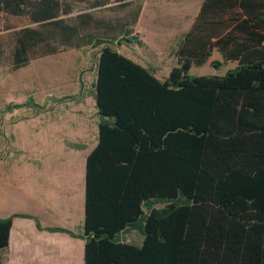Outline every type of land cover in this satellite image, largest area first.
Here are the masks:
<instances>
[{
  "label": "trees",
  "instance_id": "trees-1",
  "mask_svg": "<svg viewBox=\"0 0 264 264\" xmlns=\"http://www.w3.org/2000/svg\"><path fill=\"white\" fill-rule=\"evenodd\" d=\"M71 11L61 0H0V12L39 24L15 34V70L100 48L86 264H264V0H204L173 53L181 64L237 67L223 76L183 69L177 83L88 31L90 13L79 16L82 27L60 18ZM135 40L129 34L117 43ZM216 51L222 61L211 62ZM15 217L29 216L0 219V264ZM137 229L141 245L121 242Z\"/></svg>",
  "mask_w": 264,
  "mask_h": 264
},
{
  "label": "rangeland",
  "instance_id": "rangeland-1",
  "mask_svg": "<svg viewBox=\"0 0 264 264\" xmlns=\"http://www.w3.org/2000/svg\"><path fill=\"white\" fill-rule=\"evenodd\" d=\"M61 1L66 5L70 4L72 11L62 14L60 18L76 20L75 23L82 27L83 22L79 16L90 13L92 18L88 21V31L104 38L124 56L151 65L167 61L172 56L169 51L159 54L152 50L144 39V33L138 29L139 24L146 20V17L142 18L141 23L138 20L146 0H108L103 6L96 5L99 0ZM165 4L166 2L161 1L159 6L153 7L157 13L153 17L157 27L187 23L189 16L181 15L178 19L174 14L176 9H166ZM193 11L196 12L195 8ZM166 17L168 21H165ZM38 27L39 24L27 17L0 12V169L1 165L7 167L11 158L18 157L30 139L33 142L39 141V137L43 135L42 130H47L50 126L54 127L53 131L57 127L58 134H55L61 139L71 135L68 141L72 144L70 151L74 152L81 150L79 146L87 147L89 142L86 137L77 140L74 135H69V131L72 133L73 127H76L75 123L80 122L76 131L83 132L85 136L88 130L91 142L98 124L99 115L94 96L100 48L84 46L81 49H69L33 60L21 69L13 68L15 34L24 28ZM129 34L130 37H137L138 41H135L141 42V45L136 42H123L122 45L117 43ZM155 39L160 41L157 37ZM225 68L226 65L217 70L207 65L193 67L194 73L188 74L223 76L227 73ZM15 105H18L17 108H14ZM11 106L12 110L9 109ZM141 236L138 230L130 233V239L135 244H140Z\"/></svg>",
  "mask_w": 264,
  "mask_h": 264
},
{
  "label": "crops",
  "instance_id": "crops-1",
  "mask_svg": "<svg viewBox=\"0 0 264 264\" xmlns=\"http://www.w3.org/2000/svg\"><path fill=\"white\" fill-rule=\"evenodd\" d=\"M161 1L166 2V9H176L174 14L178 19L181 15L189 16V23L187 21L179 25L157 27L153 21L157 14L153 7L159 6ZM203 2L204 0H146L141 16L139 14L140 19L138 17L140 23L142 18L146 17V20L139 24L138 29L144 33V39L152 50L159 54L169 51L172 56L167 61L153 65L126 57L151 70L159 80L168 78L177 83L183 75V69L187 73H194L193 67L196 66L189 62L181 64L173 52L181 38L191 29ZM191 15L194 17L190 18ZM168 20L166 17L165 21ZM155 37L160 41L157 42ZM136 43L141 45V42ZM213 59L222 61L218 51L214 53L211 62ZM210 64L209 62L207 66ZM225 65V71L237 67V63ZM95 106L99 115L97 104ZM98 119L93 131V142L88 130L86 136L83 132L76 131L80 122L76 121L72 133L69 131V135H74L77 140L84 137L88 139V146H79L80 151H70L72 144L68 139H71V135L61 139L55 134H58L57 127L53 131L54 127L50 126L49 129L42 130L43 135L39 137V141L33 142L30 139L26 142L23 152L18 157L11 158L7 167L1 165L0 219L15 214L29 216L13 219L10 243L2 253V264H86L87 243L82 235L86 228L87 160L99 143L100 115ZM52 228L63 229L65 232L48 230ZM137 230L121 234V242L135 244L130 239V233ZM143 240L142 235L140 244L135 245H141Z\"/></svg>",
  "mask_w": 264,
  "mask_h": 264
}]
</instances>
